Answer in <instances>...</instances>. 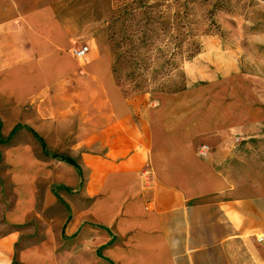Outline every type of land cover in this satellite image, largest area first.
Segmentation results:
<instances>
[{"label":"crops","instance_id":"1","mask_svg":"<svg viewBox=\"0 0 264 264\" xmlns=\"http://www.w3.org/2000/svg\"><path fill=\"white\" fill-rule=\"evenodd\" d=\"M68 20L55 0H0V95L31 105L25 122L67 151L5 148L0 264H243L238 248L264 264V241L246 237L264 233V174L244 158L264 132L257 88L216 67L127 96L107 53L75 52Z\"/></svg>","mask_w":264,"mask_h":264},{"label":"rangeland","instance_id":"2","mask_svg":"<svg viewBox=\"0 0 264 264\" xmlns=\"http://www.w3.org/2000/svg\"><path fill=\"white\" fill-rule=\"evenodd\" d=\"M55 1L59 13L69 17L79 47L88 46L96 56L109 55L115 83L127 96L184 89L191 78L199 81L218 67L220 74H230V81L234 77L243 87L252 84L264 99V0ZM33 111L31 105L16 106L0 95L1 201L11 200L12 194L11 168L4 153L8 145L33 143L44 156L67 154L50 148L25 122ZM53 136L59 139L58 134ZM249 141L244 158L251 162L252 172L255 161L257 171L264 174V132ZM263 235L251 232L246 237L257 245ZM238 249V261L246 264L249 253ZM227 257L222 264L232 259Z\"/></svg>","mask_w":264,"mask_h":264},{"label":"built area","instance_id":"3","mask_svg":"<svg viewBox=\"0 0 264 264\" xmlns=\"http://www.w3.org/2000/svg\"><path fill=\"white\" fill-rule=\"evenodd\" d=\"M88 50V46H83L79 49H76L75 52L79 55L82 56L86 51ZM211 151V147L207 144H201L199 148V155L201 156H207L209 152ZM261 239L264 240V235L260 237Z\"/></svg>","mask_w":264,"mask_h":264},{"label":"trees","instance_id":"4","mask_svg":"<svg viewBox=\"0 0 264 264\" xmlns=\"http://www.w3.org/2000/svg\"><path fill=\"white\" fill-rule=\"evenodd\" d=\"M197 48H198V47H197ZM197 48H196V50H194V51L192 52L193 54L197 52ZM15 129H16V128H15ZM15 129H14L12 132H14Z\"/></svg>","mask_w":264,"mask_h":264}]
</instances>
